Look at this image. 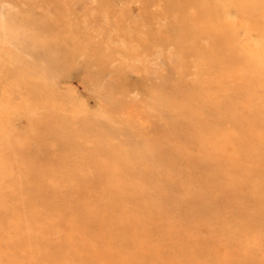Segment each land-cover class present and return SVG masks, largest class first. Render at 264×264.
I'll return each instance as SVG.
<instances>
[{"label":"rangeland","instance_id":"374dc122","mask_svg":"<svg viewBox=\"0 0 264 264\" xmlns=\"http://www.w3.org/2000/svg\"><path fill=\"white\" fill-rule=\"evenodd\" d=\"M0 264H264V0H0Z\"/></svg>","mask_w":264,"mask_h":264}]
</instances>
